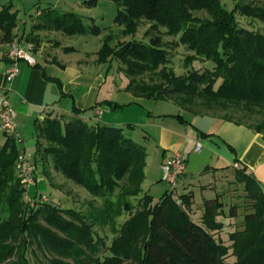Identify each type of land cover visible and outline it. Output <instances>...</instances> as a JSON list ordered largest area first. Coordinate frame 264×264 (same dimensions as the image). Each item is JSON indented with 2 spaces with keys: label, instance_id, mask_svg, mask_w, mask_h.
<instances>
[{
  "label": "trees",
  "instance_id": "16d2710c",
  "mask_svg": "<svg viewBox=\"0 0 264 264\" xmlns=\"http://www.w3.org/2000/svg\"><path fill=\"white\" fill-rule=\"evenodd\" d=\"M115 1L119 5L115 22L124 26L125 36H134L143 22L149 23L145 32L147 39L133 37L112 45L110 34L97 52L100 63L114 59L122 62V70L129 78L126 89L134 95L155 100L172 99L183 108L185 102L193 98L209 103L246 101L264 107V33L242 26L238 19L241 15L264 23V0H235L232 11L222 0ZM41 15L42 20L33 26L35 32L54 30L68 35L102 32L99 25L86 24L75 12L60 13L49 9ZM17 27L18 11L13 10L12 4L2 7L0 31L4 40L12 42ZM162 29L167 35L178 37V45L193 52L187 64L203 58L213 66L177 75L170 66L172 53L163 41ZM26 39L35 49L42 41L33 32ZM65 50L70 51L71 47ZM146 73L157 74L160 79L147 81L142 78ZM35 126V163L37 156L43 165L50 162L55 170L85 187L92 195L103 198L104 204L101 214L97 215L61 209L47 202L36 209L30 208L24 198L27 187L16 171L18 142L8 135L0 147V211L8 205L11 218L20 217L19 227L24 226L26 237L22 241L23 258L15 264H31L28 236L47 237L40 220L69 229L66 224L71 222L63 217L61 212H64L75 219L74 229L86 235L98 223L105 224L113 215L116 214L114 219L119 216V213L113 214L116 205H120V211H130L132 206L124 198L141 194L146 177V146L128 136L123 126L91 124L78 116L46 117L36 121ZM255 130L261 132V127ZM234 172V182L243 184L250 207L239 226L228 232V243L218 236L226 226L219 219L225 210V203L219 198L205 199L203 214L196 220L189 213L193 194L179 195L180 203L173 189L167 190L156 203L145 194L144 211L127 223L122 237L128 242L136 234H144L138 264H229L227 260L231 256L236 257L233 264H264L262 185L244 166L235 167ZM236 207L235 204L231 206V217L239 216ZM21 221L25 224L21 225ZM10 231V219L0 222V255ZM70 245L71 250L78 251L76 244Z\"/></svg>",
  "mask_w": 264,
  "mask_h": 264
},
{
  "label": "rangeland",
  "instance_id": "374dc122",
  "mask_svg": "<svg viewBox=\"0 0 264 264\" xmlns=\"http://www.w3.org/2000/svg\"><path fill=\"white\" fill-rule=\"evenodd\" d=\"M224 6L232 11L235 6V0H222ZM13 5V10L18 11V28L19 32L26 31L39 35L44 39H60L64 44L74 43L77 47L95 51L99 50L106 36L111 34L112 45L122 44L130 39H147L145 32L149 26L148 22H143L139 27L138 32L133 36H125L123 34L124 26L115 22L118 14L119 5L115 0H0V10L6 5ZM56 10L60 13L75 12L83 18L88 25L97 24L102 28V32L98 35H68L62 31L40 30L34 31L33 26L41 19V14L47 10ZM206 15L205 13H201ZM239 23L251 30L264 33V23L261 20L252 19L249 17L238 15ZM161 35L163 41L168 45V49L172 53V62L170 66L174 69L177 75L187 74L190 69L203 70L207 67H212V62H207L203 58H198L187 64V58L193 54L186 46L178 45L176 41L178 37L169 36L162 29ZM41 38V40H42ZM39 46V45H38ZM68 48V46H65ZM123 64L118 59H114L112 66L109 68L108 81L118 82L123 84L128 81V76L122 70ZM142 78L147 81H158L160 78L157 74L146 73ZM185 107L201 114H212L222 116L236 122L245 123L249 126L261 127V133L264 134V107L246 101H220L209 103L204 99L193 98L188 99ZM157 104H164L167 109H176L174 103L169 101H158ZM177 106V110H178ZM175 111V110H174ZM119 114H125L119 112ZM190 117L188 113L185 114ZM124 116V115H123ZM91 124L104 125L102 121L98 122L94 119H89ZM128 136L133 135V139L146 146L148 154V166H150V175L146 174L141 188L142 193L138 196H127L125 201L132 206L130 211L121 210L119 206L114 207L113 214L120 215L108 223L100 224L89 229L84 235L75 230L72 222L75 219L68 217L64 212H61L63 217L70 221L66 224L69 229H62L55 225H50L43 219L39 224L47 236H28L29 242V257L31 264H138L143 240L142 233L136 234L131 241L124 242L123 234H125V226L132 220L136 214L144 211L145 194L151 196L152 202H158L167 190L172 189L171 184L162 179L163 171L159 167L158 155L155 150V142L147 140V133L140 126H136L134 134L129 131L127 126L124 127ZM138 128V129H137ZM132 133V134H131ZM8 134L0 127V147L4 144ZM24 141L19 143V149L26 147L32 154L33 161L37 150V129L34 124L25 127ZM37 182H34L27 188L24 198L29 203L30 208L36 209L42 202H47L61 209H75L87 214H101L103 210L104 199L92 195L85 187L78 184L74 180L66 177L62 172L55 170L50 162L43 165L37 156ZM235 172H230L229 176L222 178L221 184L218 186V192L221 193V199L224 204V214L219 219L226 224L224 229L218 233V236L228 243V232L239 226L244 218L245 211L249 210L250 201L245 197L243 184L234 182ZM228 178V180H227ZM35 179V180H36ZM181 190V188H179ZM199 189L196 193L197 203H202L204 198L216 197V193L212 190L203 192ZM203 193L205 196H203ZM116 199V198H115ZM175 199H179L175 197ZM237 205L236 209L240 211L238 217L230 216L231 206ZM236 210V211H237ZM22 214V213H20ZM29 214V213H27ZM194 219H199L200 215L192 213ZM26 216V215H25ZM23 218H26V217ZM28 216V215H27ZM28 218V217H27ZM230 218L234 219L231 220ZM10 219L11 231L7 234L3 245L5 246L0 255V264H15L21 261L22 250L26 240L23 233V227L20 226V217L11 218L8 205H4L0 211V222ZM231 220V221H230ZM237 221V222H234ZM234 222V223H233ZM21 221V225H24ZM76 244L78 251L71 250L70 244ZM228 263L233 264L236 261L235 256L228 258Z\"/></svg>",
  "mask_w": 264,
  "mask_h": 264
},
{
  "label": "crops",
  "instance_id": "0c3cea01",
  "mask_svg": "<svg viewBox=\"0 0 264 264\" xmlns=\"http://www.w3.org/2000/svg\"><path fill=\"white\" fill-rule=\"evenodd\" d=\"M14 34L12 42H29L26 31L21 33L17 27ZM12 42L4 40L0 31V98H8L15 108L22 137L25 127L46 117L94 119L104 124L127 126L133 134L136 126H140L147 133V140L156 143L161 170L162 163L175 151H183L187 171L180 179L174 197L193 194L189 209L191 216L192 213L202 216L205 199L222 200L221 193H216L218 186L235 167L244 166L255 175L264 195L263 133L222 116L196 113L172 99L136 96L126 89L129 78L123 84L108 81L113 60L100 63L98 50L86 51L74 43L64 44L60 39L42 38L35 51L38 63L32 66L19 61V73L8 80L11 61L7 58V51ZM65 46L71 50H65ZM158 101L174 103L176 109L171 111L164 104H157ZM98 107L103 109L100 116L96 113ZM120 111L125 114H119ZM198 143L202 144L201 151H196ZM150 173L147 161L145 174ZM37 180L39 178L35 182ZM199 189L203 192L212 190L216 197H205L202 203H197L195 198Z\"/></svg>",
  "mask_w": 264,
  "mask_h": 264
},
{
  "label": "built area",
  "instance_id": "2783aa9c",
  "mask_svg": "<svg viewBox=\"0 0 264 264\" xmlns=\"http://www.w3.org/2000/svg\"><path fill=\"white\" fill-rule=\"evenodd\" d=\"M35 45L32 42H12L7 51V58L11 61L7 71L8 80H12L19 73V61H25L29 65H36L37 57L35 55ZM98 116L102 115L103 109L98 107L96 110ZM17 112L10 100L6 97L0 98V127L10 136H13L17 142L24 141L18 130L16 121ZM202 150V144L198 143L196 151ZM16 171L19 179L25 187H29L35 182L37 174V165L33 161V156L22 147L19 150L16 160ZM162 179L171 184L172 189L176 190L182 176L187 171V160L182 150H177L174 154L162 163ZM176 194V192H175ZM180 203V200L178 199Z\"/></svg>",
  "mask_w": 264,
  "mask_h": 264
}]
</instances>
